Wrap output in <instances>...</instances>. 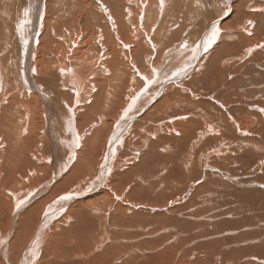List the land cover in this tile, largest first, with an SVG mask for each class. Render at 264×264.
I'll return each mask as SVG.
<instances>
[{"label": "rangeland", "instance_id": "obj_1", "mask_svg": "<svg viewBox=\"0 0 264 264\" xmlns=\"http://www.w3.org/2000/svg\"><path fill=\"white\" fill-rule=\"evenodd\" d=\"M73 1L59 0V3L64 6L68 3L66 7L70 6V8L67 10L65 7V11L67 10L68 12L73 8ZM133 1L134 4H131ZM151 1L150 4L152 6H148L146 10H152V15L155 18L160 15L157 26L153 25V22L149 23L146 21L144 22L145 24H142V21L141 23L137 21L139 13L141 14V11L145 12V8H142L141 0H138L139 3L137 0L127 1V4L123 2L124 8L120 7L121 12H127L126 8L128 6L132 8L134 16L130 24L126 28H122L124 30H122L123 34L128 30L130 35H132L133 29L139 28L140 35L143 34L142 36L147 37L148 33H150L152 38L155 39L160 33L158 39L165 38L164 41L172 42L171 44L175 41L173 37L178 36L177 41L167 50L165 56L170 54L172 48L184 44L185 41L182 40V37L192 36L191 41L185 42L187 45H191L188 49L190 54L185 52L183 55H177L176 57L180 58L181 61L178 72H184V70L186 72L188 70V74L186 77L181 78L180 81L163 85L159 95H157L158 92L150 91L152 98L150 102L143 100L139 107H135L133 112H128L135 117L131 118L132 121L127 126L128 129L125 135H128L125 136V141L116 151V156L112 155L113 153L110 155L111 159H115L112 166L116 172L123 173V177L130 176L133 172L138 171V174L133 175L129 182L123 181L121 183L122 187H126V193H129L133 187L136 189L140 185L141 189H148L145 191L146 193L150 192L144 193L143 196H140L141 198L132 194L131 199H140L141 203H123L125 206L128 205L130 207V210L128 207L129 212L127 210L125 212L126 215L129 213L127 219L130 217L132 223L128 220V226L125 224L126 229L124 228V232L126 231L127 233H124L121 240L119 238L118 241L114 242H116V245L124 246L132 256L135 254L139 256L142 251L139 260L143 256L142 260L145 261H141L143 264H264V0H234L236 5H238L235 18L232 17V10H227L229 7L226 10L222 9L227 0H220L221 6H219V2H213L212 0H176V2L174 0H166V7L164 8L166 13L162 14L158 13L159 8L156 6V0ZM221 1H224L223 5ZM37 2L39 0H34V2L33 0H0V61L4 60V63L0 65L3 70L6 69V71H2L8 80L13 79L16 82L18 79L16 77L18 70L17 60L15 58L17 53H14L13 48L14 44L19 40L15 39V23L22 18L23 14L29 13L34 3L36 4ZM102 2L106 3L109 12L112 13L109 16H114V8L111 7V4H107V0H102ZM135 2L138 4L136 5ZM198 3L202 7L198 6ZM216 3L217 10L213 9ZM64 6L62 7L64 8ZM219 13L220 16H218ZM223 15L227 17H223ZM219 17H223L220 22H222V28L225 29L222 30V33L220 32L219 40L208 51L205 52L203 50L201 52L202 49H200L195 56L193 52H195L196 46L193 47V45L197 42V35L201 33L204 27L206 28H204L199 38L201 39L204 35L210 33L212 21L220 25L218 21L221 18ZM123 18L122 21L124 23L125 19ZM91 20L89 18V21ZM139 26H142V29ZM162 47H164V44H162ZM100 49L98 51L99 55L104 53L102 47ZM191 49L193 50L192 52ZM160 50H162V54H158ZM160 50L158 49L157 53H155L157 56H153L155 58L153 61L155 62L158 56L162 57L163 61L161 60L162 64L159 66L162 67L164 53L163 49ZM247 50H251V52H247ZM187 53L188 55H186ZM189 60L194 62L191 63ZM196 60L198 64H195ZM153 61L152 63H154ZM161 61L159 59V62ZM177 61L179 62V59ZM145 66H147L146 62ZM149 69L152 71L151 68ZM125 78L126 81H130L129 77L126 76ZM135 80H139L138 84L135 82V87L128 88L125 92L118 89L120 84L116 81L112 84L111 88L115 92L110 100L116 102L114 111L119 113V116L113 115L111 119H120L123 111L130 103V98L146 89V82H144L143 78L136 76ZM210 80L214 81L215 84L210 82ZM208 82L210 83L208 84ZM9 83L5 89L1 86L0 90V104H2L0 109L6 108L5 114L0 111V122L7 119V114L14 113V110H16V105L14 107L10 106L7 103L9 99L6 101L4 99L7 97L12 98V95L15 94L12 92L14 88L10 89V91L8 90ZM181 84H184L183 87ZM172 85H176L180 92L173 101L174 105H164L167 101H163V99L161 101L160 98L165 95V89L168 86L171 88ZM183 93H187L185 95L189 96L185 98V102L183 97L179 96L180 94L183 95ZM53 100L56 102L55 99ZM99 108L102 109V103H99ZM156 109L160 112L158 111L159 113H157ZM125 118L127 119L128 116ZM103 121V119H98L85 130L89 133L99 128H104L103 133L97 134L102 139V142L98 144L95 150L98 153V157L96 159L97 169L94 178L97 177V173L100 171L107 153V147L110 148L112 145L111 138L114 136L116 123L118 122L111 121L112 127L106 131V125H103ZM180 123H184L187 126L191 125V130L187 128V130L181 132L180 136L175 130V126ZM241 125H247L244 132L239 130ZM21 134H23L22 136L29 135ZM190 134H194V136L191 139L186 138ZM67 135L64 139L68 137L67 140L71 142L73 134ZM94 137L96 136L93 135L92 138ZM50 141L48 139L47 143H45L48 147L47 157L39 163L38 167L27 171L26 176L22 179L23 183L32 184L33 187H38V189L42 190L47 183H51V186L55 185V183L60 182L65 177V174L70 173V167L66 169L62 164L60 165L61 173L56 176V181L53 180V168H50L47 163V160L52 156L53 150V143ZM177 142L180 145H176ZM5 147L6 144L4 143L1 149ZM78 149L75 151L77 155L80 154L81 150H85V145ZM214 151L216 152L213 153ZM192 160L196 161V166H193ZM188 161H190V164H187ZM199 164L201 165L200 168ZM24 167L22 171H15L12 176L17 177L20 172L25 173L27 167ZM197 170L199 171L197 172ZM84 174H88V172L81 168V172L79 170V172L74 173V177L70 179L71 181L67 180V185L73 187V193L75 190L87 187L89 184L88 182L84 187L82 186ZM0 191V197L3 198L6 192ZM87 194L89 193L81 194L71 202L83 199L88 200ZM112 196L114 197L113 194ZM157 198L159 199L158 201ZM98 201L100 203H96V205H99L97 207L105 210L104 208L108 206L107 201L104 199H102V202L101 199ZM116 201H119V199L117 198ZM24 204L28 206L29 201H24ZM101 204H104L103 207ZM75 205L78 206V203ZM72 206L64 207L62 214L64 215L68 208L70 210ZM82 208L80 207V209ZM94 210L95 208L91 205L89 211L92 213ZM0 212H3V209L1 210L0 208ZM19 214L17 213L16 220L12 221L13 229L11 233L13 234L15 233L14 230H16L18 220L21 221L26 216V213L23 215ZM136 215L140 218L137 219ZM88 216H86L88 219L86 222L88 223L84 222L80 225H77L80 222L78 219H71L70 217L68 219L69 222L65 221L67 223L64 226L65 229H68V227L69 229L73 228L72 224L75 223L77 226H84L85 231L86 229L88 230L92 223L89 220L90 216ZM4 219L5 215L0 213V221ZM35 219L39 221V215ZM133 219H136V221ZM54 222L48 224L42 230V223L39 228L36 224L34 226V229L35 227L38 228L37 234L34 237L35 241L33 238L29 246L35 244L38 238L37 247L38 245L41 246L39 247L41 251H39L40 255L36 260L40 259L42 249L46 245L47 251L43 252L45 260L53 259L58 254V251L51 248L52 245L48 246V242L51 239L49 237L50 232H52L51 227L56 226ZM134 223L136 227L138 226L136 230ZM5 224L7 225L5 230H11V219L9 223ZM46 228L50 230H46ZM56 230L59 231H57L56 235H53L54 237L49 244H54L59 239L65 240L63 236L66 234L62 232V229L57 228ZM38 235L39 237H36ZM93 235L97 236V234ZM140 236L142 237L140 238ZM131 238H133V241ZM53 239L56 240L54 241ZM125 239L129 242H126ZM161 239L163 240L161 241ZM8 240L10 239L8 238ZM70 240L74 241V238L70 237ZM136 242L138 244L141 242L142 246ZM134 243H136L138 250L135 247L129 248ZM87 246L85 243L83 244V248L85 247L86 249ZM139 246L142 248L140 249ZM92 250L95 253L90 250V252H87L88 254L86 252L85 254L83 253L84 255L79 252H77L78 255L75 254L78 259H84L89 255L94 256V254L101 252H98L99 250H96V248ZM120 251V248H113V262L123 258L119 256ZM25 252L30 254V248L25 250ZM124 259L128 260L127 257H124Z\"/></svg>", "mask_w": 264, "mask_h": 264}, {"label": "bare ground", "instance_id": "obj_2", "mask_svg": "<svg viewBox=\"0 0 264 264\" xmlns=\"http://www.w3.org/2000/svg\"><path fill=\"white\" fill-rule=\"evenodd\" d=\"M45 1H47V3H45ZM74 1L73 8L68 12L67 10L70 8V6L68 8L66 7L68 3L64 6L59 3V0H53V2L52 0H39L36 4L34 3V6H31V11L29 12L27 10L29 13L23 14L22 18L15 23V39H19L13 46L14 53H17L15 57L18 69L16 76L18 77L17 81L15 82L13 79L8 80L3 72L6 71V69L4 68L5 70H3L0 65V90L1 86L5 89L6 85L10 82L8 90L10 91V89L14 88L12 92L15 93V96L12 95V98L7 97L4 99L5 101L9 99L7 103L12 107L16 105L14 113H6L8 120L4 119L3 122H0V190L4 193L6 192V195L3 198L0 197V208L1 210L3 209V212L0 213L5 215V219L0 221V264H143L141 262L143 261V256L141 257L142 259L139 260L142 251L139 256L136 254L132 256L127 252L124 246H119L118 243V245H116V242L114 241H118L119 238L121 240L124 233H127L126 231L124 232L125 224L128 226L129 222L132 223L130 217L127 219L129 213L126 215L125 212V210L128 211L129 206H125L123 203H141L140 199H131L132 194L139 198L140 196H143L148 189H141V185L139 184L140 186L136 189L133 187L129 193H126V187H122L123 185L121 183L123 181L129 182L133 175L138 174V171L133 172L130 176L123 177V173L114 170L112 165L115 159H111L110 155L113 153L112 155L116 156V151L122 146L123 141H125V136L128 135H125V132L128 129L127 126L132 121L131 118L135 117L128 112H133L135 107H139L143 100L150 102V100H152L150 91L158 92L157 95H159V91H161L163 85L178 80L180 81L181 78L186 77L188 70L185 72V67L183 69L184 72H178V67L181 61L180 58L176 57L177 55H183L185 52H189L188 49L191 45H187L185 42L191 41L192 36H187L186 38L182 37V40L185 41L184 44L172 48L170 54L165 56L167 50L177 41L178 36L173 37L175 41L173 40L174 42L171 44L172 42H165V38L158 39L160 33L155 39L152 38L150 33H148V35L146 34L147 37H144L142 36V33V35H140L139 28L133 29V33H131L132 35H130V31L128 32L126 29V32L123 34L124 30L122 28H126L127 25L130 24L134 15L132 8L127 6V12H121L120 7L124 6L123 2H126L127 4V1L132 2V0H107V4L110 3L111 7L114 8V16H109V14L112 13L109 12L106 3L102 2V0ZM150 1L151 0H141L142 8H145V12L141 11V14L139 13L137 21L140 23L142 21V24H145L144 22L146 21L149 23L153 22V25H156L158 24L160 15L155 18L152 15V10H146L148 6H152ZM165 1L166 0H163V5H161V0H156V6L159 8L158 13L160 14L164 12L166 13L164 9L166 7ZM174 1L176 2V0ZM212 1L219 2L218 4L221 6L220 0ZM138 3L135 2L136 5ZM221 3L223 5L224 1H221ZM131 4H134V1ZM199 5L200 3H198V6ZM62 6H64V8ZM200 6L202 7V5ZM237 6L236 1L227 0L222 9L226 10V8L229 7L227 10H232V17L235 18L237 14ZM65 7L67 9L66 11ZM213 9L217 10V3ZM218 16H220V13ZM224 16L225 15H223V17ZM89 18L92 20L89 21ZM122 18L125 19L124 23ZM202 18L204 17L202 16ZM222 18L219 19L218 22L222 21ZM211 23L214 22L212 21ZM221 23L222 22H220V25L218 23L215 24L222 33V30L225 29L222 28L223 26H221ZM131 26L133 27V25ZM202 31L197 35V42L193 45V47L196 46V50L193 52L194 55L200 49H202L201 52L204 50V39L209 33L200 39L199 37H201L200 35L203 33ZM220 32L215 42L219 40L221 36ZM162 44H164V47H162ZM100 47H102L104 53L100 52L102 54L99 55L98 51ZM158 49H163L164 53L162 67H159L163 61L162 57L158 56L157 60L155 62L153 61V59H155L153 56L157 53ZM151 50L153 53H151ZM192 51L193 50L191 49V52ZM248 51L249 50H247V52ZM158 54H162V50H160ZM186 55H188V53ZM159 59L162 61L159 62ZM177 59H179V62ZM183 59L185 58L183 57ZM152 61L154 63H152ZM145 62L147 66H145ZM1 63H4V60H1L0 64ZM196 63L198 64L197 60L195 61V64ZM149 68H151L152 71H150ZM126 76L130 78V81H126ZM136 76L143 78L144 82H146V89H144L143 92L140 91L141 93L138 92L133 98H130V103L125 108V110H128V115L124 114V110V115L122 114L121 116L123 117L122 119L121 117L116 120L111 119L113 115L119 116V113L114 111L116 102L110 100L115 92V90L111 88L112 84L116 81L120 84L118 89L125 92L128 88H134L135 82L138 84L139 80H135ZM213 77H215V75H213ZM210 82L215 84L214 81L210 80ZM210 82H208V84ZM183 85L181 84L182 87ZM168 88L169 86L165 89V95H161L162 97L160 100L162 101L163 99V101H167L164 105L167 104L171 106L175 104L173 101L177 98L176 96L180 90L176 88V85H172L171 88ZM181 94L179 96L183 97V101L185 102V98L189 96L185 95L187 93H183V95ZM53 99H55L56 102ZM99 103H102V109L99 108ZM130 105L132 107L129 110ZM158 109H156L157 113L160 112ZM5 110V107H3L2 110L0 109L3 113ZM127 116L128 118L126 119L125 117ZM98 119L104 120L103 125H106V131L111 129V121L118 122L116 123L115 133H112L114 135L111 138L112 145L110 148L107 147V153L100 171L97 173V177L94 178L97 169L96 159L98 157V153L95 150L98 144H101L102 142V139L97 134L103 133L104 128H99L89 133L85 130L89 125H93ZM246 127L247 125H241L239 127L240 132H244ZM175 128L176 133L181 136L182 131L187 130V128L188 130H191V125L187 126L184 123H180L175 126ZM21 133L29 135L22 136L23 134ZM67 134H73V140H71V142L67 140L68 137L67 139H64L68 136ZM194 134H190L189 136H186V138L191 139ZM93 135L96 137L92 138ZM48 139L53 143L52 156L47 160L48 166L53 168V180L56 181V176L61 173L62 169L60 165L62 164L66 169H69L70 167L69 171L71 174H65V177L62 178L63 181L58 177L61 180L60 182L55 183V185L52 186L51 183H47L41 190L38 189V187H33L32 184L27 185L23 183L22 179L26 176L28 170L38 167L39 163L47 157L48 147L45 143H47ZM4 143L6 144V147L1 149ZM77 145H79V147ZM82 145H85V150H81L80 154L77 155L75 151L79 150L78 148L81 149ZM176 145L180 144L177 142ZM215 152L216 151L213 153ZM191 163L193 166H196L195 160H192ZM187 164H190V161H188ZM24 166L27 167L25 173L20 172L17 177L12 176L15 171H22ZM200 167L201 165L199 164V168ZM81 168L88 172V174H84L82 178V186L84 187L88 182L89 184L87 187L75 190L74 194L73 187L67 185V180L74 177V173L79 172V170L81 172ZM198 171L199 170H197V172ZM10 184H12V186L9 187ZM36 190L38 191L34 194ZM81 191L82 193H80ZM83 192L89 193L87 194L88 200L82 198L83 200H75V202H71L75 197H78L81 194H86ZM64 196H69V198L66 200L60 199ZM115 198H118L119 201H116ZM100 199L101 202L102 199H104L108 203V206L104 203L105 206H107L104 208L105 210H102L101 207H97L99 205H96ZM163 199L165 198L163 197ZM158 200L159 199L157 198V201ZM24 201H29V205L26 206L27 203L25 202V205ZM146 201L148 202V200ZM76 203H78V206H74ZM104 204H101V206L103 207ZM17 205H19V207H17ZM91 205L95 208L92 213L89 211ZM66 206H72V208L70 210L68 208L63 215L62 211ZM80 207L83 208L80 209ZM17 213H21L22 215L26 213V216L23 220H18L19 223L17 222L16 230H14L15 233L13 234L11 233L13 229L12 221L16 220ZM60 214H62V216H60ZM37 215H39V221L35 219ZM87 215L90 216L89 220H91L92 223L91 225L89 224L90 226L88 230L86 229L85 231L84 226L77 225L88 221L86 218ZM19 216L21 215L19 214ZM140 216L142 215L140 214ZM70 217L71 219H78L80 222L77 225L73 223V228L69 229L68 227V229H65L64 226L67 224L65 221L67 220V222H69L68 219H70ZM136 218L139 219L140 217L138 218L136 215ZM10 219L11 230H5L7 226L5 223H9ZM133 220L136 221V219ZM53 221H55L54 224H56V226L51 227L52 232H50L51 235L49 234V237L52 239L54 237L53 235H56L57 231H59L56 229L61 228L62 232L66 234L63 236L65 240L59 239V241H56L54 244H49L51 241L49 238L48 246L52 245L51 248L58 251V254L54 256V258L52 257L53 259L45 260L43 252L47 251L46 245V247L42 249L40 259L36 260L40 255L39 251H41L39 248L41 246L38 245L37 247L38 238L35 244H33L34 246L31 245L33 247L29 245L37 234L36 232L39 226L43 224L41 227L42 230ZM35 224L38 228L35 227L34 229ZM138 225L140 226L139 222ZM134 227L136 230L138 226L136 227L135 224ZM48 229L46 228V230ZM47 232L49 233V231ZM93 234H97V236H94ZM36 237H39V235ZM70 237H73L74 241H71ZM126 237H128V235H126ZM141 237L142 236H140V238ZM8 238L10 240L7 241ZM132 239L133 238H131V240ZM33 240L35 241V238ZM53 240L55 241L56 239ZM162 240L163 239H161V241ZM165 241L167 242L166 238ZM83 242L89 247L87 246L86 249L85 247L83 248ZM136 243L130 245L129 248L135 247L137 249ZM139 244H141V242ZM94 247L96 250H99L98 252H101L99 254H94V256L89 255L84 259L82 257V259L76 257L77 252L82 253V255H84L85 252H90V250L91 252H94V250H92L95 249ZM115 247L118 249L120 248L122 252H119V256L123 257L117 262H113V248ZM28 248H30V254L25 252ZM141 248L142 247H140V249ZM124 257H127L128 260L124 259Z\"/></svg>", "mask_w": 264, "mask_h": 264}, {"label": "snow or ice", "instance_id": "obj_3", "mask_svg": "<svg viewBox=\"0 0 264 264\" xmlns=\"http://www.w3.org/2000/svg\"><path fill=\"white\" fill-rule=\"evenodd\" d=\"M161 5H163V0H161ZM227 14V13H225ZM249 23H251V21H249ZM220 29L217 27V25L215 23H213L212 28H211V32L208 34V36L205 37L204 39V51H208V49L213 45V43H215L217 36L219 35ZM251 52V50H249ZM131 105L129 106V110L131 109ZM128 110H125V114H127ZM79 146V145H77ZM69 196H64L61 197L60 199L62 200H66L68 199ZM17 207H19V205H17Z\"/></svg>", "mask_w": 264, "mask_h": 264}]
</instances>
